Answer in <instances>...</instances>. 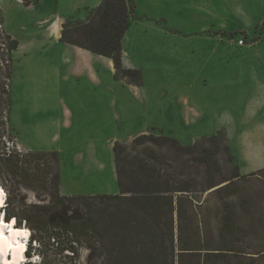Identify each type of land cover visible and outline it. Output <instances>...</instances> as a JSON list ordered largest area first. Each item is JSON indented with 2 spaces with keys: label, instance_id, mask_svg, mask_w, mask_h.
Masks as SVG:
<instances>
[{
  "label": "rangeland",
  "instance_id": "rangeland-1",
  "mask_svg": "<svg viewBox=\"0 0 264 264\" xmlns=\"http://www.w3.org/2000/svg\"><path fill=\"white\" fill-rule=\"evenodd\" d=\"M93 3L94 0H0V191L5 195L1 213L6 221L8 215L14 218L23 211H33L34 206L47 204L49 197L38 184L32 186L29 179L9 174L3 161L5 153L57 154L41 149L56 148L66 142L72 146H63L60 194L67 197L118 194L115 169L113 177L109 168L97 173L87 170L85 164L73 162L76 155L89 153V149L80 145L92 139L96 130L103 128L107 136L122 137L109 120L108 104L97 98L85 77L60 80L58 68H50L41 53L48 49V40L65 21L84 22L97 7L90 8ZM141 5L124 44L126 49L130 45L128 68L139 69L146 85L144 103L128 104L137 116L128 129L145 128L147 134L172 136L183 141V145L201 142L221 132L217 143L206 144L214 153L220 172L211 163L210 175L195 182L192 175L195 169L183 165L186 160L177 151L167 147L158 151L168 169L176 167L185 174L184 181L191 190L175 206L176 248L174 261L168 264H264V169L240 173L264 164V148L260 146L264 145L260 137L264 136L260 133L264 128V107H257L255 100L241 96L224 76L226 69L234 71L249 66L250 60L234 54L247 50L264 52V0H210L208 11L180 8L187 6L182 0H177L175 12H170L163 0H143ZM146 11L176 16L177 25L169 30L163 17L144 18ZM169 34L175 39L159 37ZM194 35L203 38L184 39ZM138 37L151 38L153 43L144 42L145 49L138 50L133 43ZM253 63L254 68L264 67V59ZM99 67L100 79L108 83L107 67ZM56 84L61 87L57 89ZM102 90L106 93L105 86ZM253 93L256 96L258 90L253 88ZM185 97L188 104L186 100L185 104L182 102ZM64 106L75 115L85 112L86 116L76 132L63 133L58 142L57 137L48 138L50 134L42 122L52 121L54 113L61 117ZM134 138L130 135L118 141L129 145ZM246 143L255 146L251 153H244L249 150ZM100 159L104 160L102 156ZM40 164L42 167V161ZM43 177L40 172L41 182ZM225 180L230 181L224 183ZM210 181L215 188L200 192L206 190ZM110 216H106L109 221ZM123 217L130 224L125 229L124 249L135 246L144 249L141 256H130L124 264H164L153 253L159 250V239L150 238L146 245L140 244L136 235L140 237L143 232L135 229L131 215ZM16 228L26 229L31 236L22 264H103L100 244L92 237L59 233L54 241L48 235L56 231L47 225L35 243L32 230L24 221L16 224ZM184 249H196L197 254H183Z\"/></svg>",
  "mask_w": 264,
  "mask_h": 264
},
{
  "label": "trees",
  "instance_id": "trees-1",
  "mask_svg": "<svg viewBox=\"0 0 264 264\" xmlns=\"http://www.w3.org/2000/svg\"><path fill=\"white\" fill-rule=\"evenodd\" d=\"M136 19L135 0H102L84 22L65 21L61 25L59 40L109 59L113 65L115 80L141 87V72L137 69H126L122 63L123 39ZM219 134L220 131L192 145H183L170 136L153 134L138 135L129 145L116 141L113 154L118 194L115 195L62 196L59 192V159L55 152H29L25 155L5 153L3 161L9 174L29 179L32 186L38 184L37 187L49 197L47 204L34 206L33 211H23L14 218L8 215L6 219L15 220L16 224L24 221L32 230V241L35 243L38 234L47 225L56 231L48 235L54 241L59 233L77 235L80 238L92 237L100 244L104 255L103 264H124L128 257H139L144 253L142 247L124 249L126 230L130 224L123 216L129 214L133 217L135 229L143 232L140 237L136 235L138 242L146 245L150 238H158L159 250L153 253H156L158 261L172 263L176 248L175 206L191 190L184 181L185 174L178 172L176 167L168 169L158 151L164 147L177 151L186 160L183 165L195 169L192 174L195 182L199 177L210 175L211 163L214 170L220 172V166L213 158L214 153L206 146L207 143H217ZM225 150L229 152L228 146H225ZM21 157L25 159L20 160ZM40 172L44 176L42 182L38 178ZM237 177L239 175L233 179ZM229 181L225 180L224 183ZM215 186L210 181L206 190L200 192L211 190ZM106 213L111 215L112 220L106 219ZM76 243H80L79 240ZM183 251V254H197L196 249Z\"/></svg>",
  "mask_w": 264,
  "mask_h": 264
},
{
  "label": "crops",
  "instance_id": "crops-1",
  "mask_svg": "<svg viewBox=\"0 0 264 264\" xmlns=\"http://www.w3.org/2000/svg\"><path fill=\"white\" fill-rule=\"evenodd\" d=\"M101 1L102 0H94L93 6H90V8L98 6L101 3ZM142 1L143 0H137L136 10L139 11L142 10L141 9ZM163 1L165 2L166 8H168L170 12L173 11L175 12V10L178 9L177 0H163ZM182 2L183 4L184 3L187 4V6L186 5H184L183 7L180 6V8L183 9L185 7H187L185 9L187 10L190 9L192 11L198 9H201L203 11L204 10L208 11L210 9V0H185V1L182 0ZM78 3L79 4L82 3L85 6H88L85 2H78ZM78 3H76V5ZM146 17L152 20L157 19L159 17H163L164 24L169 30L173 25L174 26L177 25V17L174 16L172 18V15L168 16L165 13L152 15V14H148L146 11L144 18ZM80 18L81 19L84 18L83 15ZM60 30L61 29L58 30V33H55V36L53 38L48 40V49L46 51H41L42 55L44 56L43 60L45 61L47 60L48 66L50 68H54V67L58 68V72L60 73L59 74L60 80H65V81L67 79L80 80L82 77H85L86 80L88 81L90 89L94 92L97 98H100L101 100L105 99V102L108 104L110 108L109 120L111 121L112 124H114V127H116L122 134V137H120L117 134L107 136L105 135V131L103 130V128L96 130V132H93L92 139H90L88 142L85 143L83 142L80 145L82 147H86V149H89V153L86 152L83 154L80 153V155H76L73 159V162L76 164H85L87 170H91L92 172L95 171L97 173L103 172L107 170V168H109L112 172V176L114 177V169L116 170V168H115V161L113 154V145L115 143V140L119 142L118 140H121V138L129 137L130 135H134L135 137H137L138 135L141 134H147V132H145V128L139 130L128 129V126L131 125V123H133V121H135V119L137 118L135 110L130 106H128V104L131 102L133 104L144 103L143 91L146 83L143 80V73L139 69L135 68L141 72V76L143 80V85L141 87H135L133 85L127 84L125 81L122 80L120 81L115 80L113 77L114 75L113 65L109 59L61 42L59 40ZM159 37L169 40L175 39L172 36V34H169L167 36H159ZM201 38H203V36L194 35L184 39H201ZM125 39H126V35L123 39L122 63L124 68L129 69L127 66L126 58L130 45H128L126 49V46L124 44ZM149 39L151 38L138 37L133 42L136 43L135 48L138 50H144L145 48L142 45V43L144 42L146 43L149 42L150 44L153 43V40L151 42V40ZM234 56L247 58L248 60H250L248 62L249 66L234 71L227 69L224 70L225 81L228 83H233L235 87L234 89H236L241 96H244V98H247L250 101L252 99L255 100L256 101L255 104L257 107L258 106L264 107V86H263L264 67L261 68L252 67V65L254 64L253 63L254 60L264 59V52L247 50V51H240L234 54ZM99 66L107 67L110 77L108 83L104 84L103 81L100 79ZM104 86L106 88V93H104L102 90V87ZM56 87H58L57 89H59L61 85L56 84ZM253 88H256L258 90L259 95L257 94L255 96V93H253ZM184 100H186L185 103L188 104L189 99L185 97L183 98L182 102ZM84 114L85 112H81V116L75 115L69 108L64 106V111L62 112L61 117H56V114L54 113L52 121L42 122L43 127L46 128L47 132L50 134V137L48 138H52L54 136L57 137L58 142H60L63 133L69 134L71 132H76L77 129L79 128L78 126L79 123H81L83 118L86 116ZM260 133L264 134V128H261ZM260 137L264 139V136L260 135ZM38 138H42V137L39 136ZM180 143H183V141ZM246 145L249 146L248 147L249 150L245 151L244 153H251L252 149L255 148V146L252 144L246 143ZM63 146L69 147L72 145L65 142L63 144L60 143L56 148L43 147L41 150L56 151L59 157V166H60L61 155L64 152ZM260 146L261 148H264L263 144H261ZM33 147L36 148L37 146H33ZM100 156H102L104 160H101ZM261 169H264V164L259 165V167L246 169L243 172L240 171V173L241 175H245L248 174L249 172L258 171Z\"/></svg>",
  "mask_w": 264,
  "mask_h": 264
},
{
  "label": "bare ground",
  "instance_id": "bare-ground-1",
  "mask_svg": "<svg viewBox=\"0 0 264 264\" xmlns=\"http://www.w3.org/2000/svg\"><path fill=\"white\" fill-rule=\"evenodd\" d=\"M0 200L3 203L5 201V195L2 191H0ZM3 203L0 207H3ZM1 212L2 210L0 209V233H2L0 235V264H22L27 257L25 256V249L29 239V232L26 229L15 232L16 221L13 219L9 222L11 228L6 227L4 215ZM25 232L27 236L23 234Z\"/></svg>",
  "mask_w": 264,
  "mask_h": 264
},
{
  "label": "snow or ice",
  "instance_id": "snow-or-ice-1",
  "mask_svg": "<svg viewBox=\"0 0 264 264\" xmlns=\"http://www.w3.org/2000/svg\"><path fill=\"white\" fill-rule=\"evenodd\" d=\"M2 203H3V201L2 200H0V205H2ZM13 223H15L14 221H13ZM6 227H8V228H11V225L9 224V225H5ZM25 236H27V233L25 232V233H23ZM0 235H2V233H0Z\"/></svg>",
  "mask_w": 264,
  "mask_h": 264
},
{
  "label": "flooded vegetation",
  "instance_id": "flooded-vegetation-1",
  "mask_svg": "<svg viewBox=\"0 0 264 264\" xmlns=\"http://www.w3.org/2000/svg\"><path fill=\"white\" fill-rule=\"evenodd\" d=\"M9 222H10V220H9V221H5V220H4V223H5L6 225L10 224ZM14 229H15V232L18 231L17 228H14Z\"/></svg>",
  "mask_w": 264,
  "mask_h": 264
},
{
  "label": "built area",
  "instance_id": "built-area-1",
  "mask_svg": "<svg viewBox=\"0 0 264 264\" xmlns=\"http://www.w3.org/2000/svg\"><path fill=\"white\" fill-rule=\"evenodd\" d=\"M240 43L242 44V41H240Z\"/></svg>",
  "mask_w": 264,
  "mask_h": 264
}]
</instances>
